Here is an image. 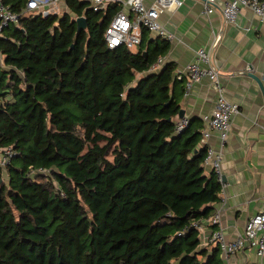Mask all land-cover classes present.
Segmentation results:
<instances>
[{"label":"trees","instance_id":"16d2710c","mask_svg":"<svg viewBox=\"0 0 264 264\" xmlns=\"http://www.w3.org/2000/svg\"><path fill=\"white\" fill-rule=\"evenodd\" d=\"M1 1L19 14L27 0ZM65 3L0 36V150L15 152L0 167V264H223L195 227L222 189L202 126L175 132V66L149 71L168 42L143 31L135 50L108 49L120 6Z\"/></svg>","mask_w":264,"mask_h":264},{"label":"crops","instance_id":"0c3cea01","mask_svg":"<svg viewBox=\"0 0 264 264\" xmlns=\"http://www.w3.org/2000/svg\"><path fill=\"white\" fill-rule=\"evenodd\" d=\"M153 1L145 0V3ZM181 1L180 6L164 10L160 15V24L173 38L167 41L169 49L156 73L165 64H173L176 79L184 88L186 68L193 62L195 51L210 49L215 66L221 71L227 98L239 106L240 113L233 117L223 147L221 168L225 183L220 201L214 205L216 210L221 209V227L226 238L232 240L243 233L247 220L261 210L264 202V23L248 9L241 10L235 24L225 23L221 7L226 0H216L215 10L209 16L202 13V0ZM61 10H68L65 0ZM214 34L219 36L217 42ZM148 37L156 38L150 33ZM2 60L0 55V66ZM250 74L260 80L261 87ZM215 100V90L208 80H203L189 95L183 92L180 110L184 117L201 124L202 131L206 127L202 117L213 112ZM207 143L215 149L220 147L215 132ZM211 231L209 223L203 221L200 247L208 245ZM221 258L224 259L222 253ZM230 264H264V257L258 258L244 245L230 259Z\"/></svg>","mask_w":264,"mask_h":264},{"label":"built area","instance_id":"2783aa9c","mask_svg":"<svg viewBox=\"0 0 264 264\" xmlns=\"http://www.w3.org/2000/svg\"><path fill=\"white\" fill-rule=\"evenodd\" d=\"M64 0H27L21 13L12 11L0 0V36L5 28L18 25L21 16H40L42 18L55 15L61 16V4ZM86 2L94 12L106 10L109 5H118L121 9L113 16L104 32V41L108 49L125 46L135 50L142 40V32L146 31L156 38L170 41L173 35L159 22L164 10L177 8L181 0H155L146 4L145 0H77ZM216 7V0H202L204 16L212 14ZM242 9H248L264 23V0H226L221 7V14L225 23L235 24ZM219 36L214 34V41ZM163 64V57H159L151 66L150 72H156ZM221 71L215 66L210 49L199 48L195 51L194 60L186 68L184 79V95H189L194 87L203 80H208L216 92L215 107L211 114L202 117L206 127L201 131L200 143L206 147L204 165L216 175L222 183L223 147L228 141L232 119L240 113L239 106L229 101L221 82ZM181 79L182 77H178ZM189 125L186 117L175 119V132L185 130ZM212 132L219 140L218 149L207 143ZM15 152L11 147L0 150V167L5 169ZM208 223L214 226L207 238V244L217 245L224 257L223 264H230V259L246 245L258 258L264 257V202L261 210L249 218L241 235L228 240L221 227V209H217ZM200 231L201 224H195Z\"/></svg>","mask_w":264,"mask_h":264},{"label":"water","instance_id":"95a60500","mask_svg":"<svg viewBox=\"0 0 264 264\" xmlns=\"http://www.w3.org/2000/svg\"><path fill=\"white\" fill-rule=\"evenodd\" d=\"M75 23H76V34H79L81 31L86 30L87 28V21L86 18L84 16H79L75 18ZM250 77H252L254 80L257 81V83L259 84V86L261 87V82L260 80L253 76L252 74H250ZM179 118L184 117V113L183 111L180 110L179 114H178ZM222 183H225L224 178H222Z\"/></svg>","mask_w":264,"mask_h":264}]
</instances>
